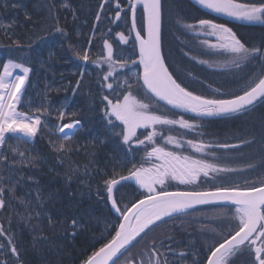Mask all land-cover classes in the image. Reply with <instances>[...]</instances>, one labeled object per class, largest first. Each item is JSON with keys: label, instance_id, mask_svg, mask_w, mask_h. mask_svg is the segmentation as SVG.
<instances>
[{"label": "snow or ice", "instance_id": "obj_1", "mask_svg": "<svg viewBox=\"0 0 264 264\" xmlns=\"http://www.w3.org/2000/svg\"><path fill=\"white\" fill-rule=\"evenodd\" d=\"M7 2L8 0H0L4 7H7ZM197 2L211 12L237 20L259 21L264 24V0H251L246 3L238 0H197ZM141 6L142 24L138 27L136 14ZM60 7L69 8L68 0H63ZM106 8L109 12H115L110 23H117L127 15V9H131L132 24L128 35L124 32H116L115 35L120 43L127 45L132 40V33H135L134 43L138 55L134 52L136 59L132 60L119 58L114 44L105 38L111 35V28L98 37L95 32L88 37L89 46L97 39L103 41L101 53L96 58H93L90 47H83L80 44L68 45L77 59L98 66L107 65L108 70L98 81L102 93L100 112L101 120L104 122L102 125L104 139H100L99 136L93 139L99 140L101 144L114 142V150L119 153L118 157H111L110 168L105 166L103 169L97 168L94 172H90L85 166L84 175L89 178L86 182L90 184L93 180L96 181L97 195L106 205L110 203L111 210L117 214L118 223L108 221L105 224L104 232L96 238V242L104 240L105 234L109 238L99 248H94L90 254L81 259L80 264H117L120 256L160 224L186 215L189 209H194L197 205L217 202L222 204L223 209L215 213L216 217L220 218L219 223L216 227L200 228L201 235L205 237L200 248H195L190 253L189 249L194 248L190 242L177 252L172 249L171 244L179 242L172 241L169 236V248L167 251H162L163 239L158 244L155 238H151L143 254L139 258L131 255L127 258L126 264H181L182 261L187 262L189 254L192 256L191 264H264V134L259 137L252 135L246 139L237 137L236 144L206 143L195 139L185 141L172 135L163 137V145L157 143V138L163 135L162 132L157 131L158 126L160 128L167 126L170 130L171 126L178 125L180 129L191 132L204 127L202 123H196L195 119H185L183 115L179 119L169 118L164 113L171 109H183L185 112L196 114V118H199L248 114L254 111L257 105H264V48L249 46L232 28L226 24L215 23L211 19H200L195 24H182V27L190 30H207L208 35L216 38V43L204 42L208 49L216 50L208 54H226L230 57L223 63H212L203 59L198 61L200 64H207L210 68L222 67L234 70V86L213 87V84L208 83L207 80L200 81L191 71L180 73L171 70L172 64L163 53L161 0H127L124 6L121 0H100L99 8L95 13L97 21L106 15ZM55 11L56 6L53 3L51 18L56 21L53 31L67 39L69 33L59 24ZM73 14L75 18V10ZM12 27L13 25L0 23V31L5 36L11 35L9 29ZM96 27L97 25L94 24L93 29ZM79 35L80 33L77 32V36ZM46 36L50 37L51 34L46 32L44 36L30 38L27 45L16 39L12 41L11 46H8L9 53L16 51L21 54V58L19 62L13 58L7 59L0 70V146H3L9 138L21 140L26 137L30 140L39 135L43 129H49V135L63 134V140L58 145L49 141L52 150L61 155L64 153L70 155L73 151L79 150L78 146L76 148L72 146V135L80 131L83 124L76 118L77 113L67 111L70 107L67 100L63 107L55 109L58 116L54 125L50 121L53 112L52 102L47 100L46 93L44 96L47 106L37 107L32 114L17 110V105L21 104L22 97L31 83L32 69L29 67L31 60L24 49L35 51L34 45L36 47L40 44L46 45ZM54 55L55 53L50 52L49 58ZM191 59L196 60L197 57L192 56ZM129 67H138L139 70L121 80L117 69ZM84 75L85 70L81 67L80 78L76 80L75 87H72L73 93L79 91ZM133 80L134 83L130 82ZM195 82H199L201 87L206 86L210 89L211 95L196 94L194 90H190V84ZM105 89L109 94H103ZM161 102H164L163 108ZM167 106H171V109ZM65 119L70 122L64 123ZM65 129L70 130L72 135L65 133ZM137 129H143L147 135L141 139ZM197 134L207 135L205 132ZM133 144L148 150L141 157L139 164L132 163L131 167L127 168V174H121L130 163L129 154L132 153V159H135L134 153L139 151V148H133ZM168 145H174L176 150H169ZM242 147L248 148L249 151H240ZM188 148L193 150V154H182ZM214 148L225 150L224 154H218L213 150ZM11 150L18 152L22 158L21 163H31L35 159L26 157L18 147H11ZM234 160L247 162L240 167H229L227 163H220V161ZM0 161L8 162L4 155H0ZM77 172L78 169L70 167L67 173L68 180L71 181ZM253 174H255L254 178H249ZM201 177L211 178L213 182L211 186L191 191L166 190L173 181L178 182L179 185L199 188L198 182ZM4 179L0 176V209L6 208L11 203V200L5 199L7 193L27 212V222L46 218L50 227H56L57 221L50 214L35 211L42 206L44 199L39 188L36 189L34 198L30 193L27 194V198L18 197L15 186L4 185L2 183ZM133 181L140 190H143L139 192L140 198L135 199L134 202L130 199L128 203L122 204L121 200L117 199V192L123 184ZM233 206L234 211H231ZM30 209L32 211H29ZM17 215L23 217L22 212L18 211ZM66 227L73 229L72 235H77L84 225L80 223L78 217L73 216ZM37 229L40 230L39 238H45L39 223L32 230L35 232ZM0 238H3L0 241V255L4 256V259H0V264H9L7 258L9 255L14 257L16 264H23L15 242V234L0 225ZM169 255L174 258L169 259ZM238 257L245 258L239 260Z\"/></svg>", "mask_w": 264, "mask_h": 264}, {"label": "trees", "instance_id": "obj_2", "mask_svg": "<svg viewBox=\"0 0 264 264\" xmlns=\"http://www.w3.org/2000/svg\"><path fill=\"white\" fill-rule=\"evenodd\" d=\"M62 2L63 0H8L7 7L0 3V23L13 25L9 29L10 36H5L0 31V45H3L0 47V70H2L3 63L9 58L20 61V53L16 51L9 53L8 46L12 45L13 40L19 39L27 45L30 38L44 36L46 32L51 34L50 37H45L46 45L40 44L39 47L34 45L35 51L24 49L31 60L29 64L32 69L31 83L22 97L21 104L17 105V110L32 114L37 107L47 106L44 96L46 93L47 100L52 102L53 112L50 117L52 125L57 123L58 112L55 109L63 107L65 100L70 104L67 111L77 113L76 118L80 119L83 124V128L72 135V146L73 148L78 146L79 150L73 151L70 155L67 153L61 155L52 150L49 141L58 145L63 140V136L59 133L49 135V129H43L39 135L30 140L26 137L21 140L9 138L3 146H0V155L6 156L8 160L7 163L0 161V176L5 178L2 183L8 187L15 186L16 196L25 198L29 193L34 198L36 189L39 188L44 199L42 206L36 208L35 211L50 214L57 221L55 228L48 225L46 218L40 221L33 219L31 223L27 222V212L20 207L17 200L12 199L7 193L5 194V199L11 200V203L6 208L0 209V225L15 234V242L23 264H80L81 259L90 254L94 248H99L109 238L105 234L104 240L96 242V238L104 232L105 224L108 221H116V215L112 213L109 204L106 205L103 199L97 195L96 181L93 180L89 184L86 182L89 178L84 175L85 166L90 172H94L97 168L103 169L105 166L110 168L111 157L119 156V153L114 150V142L109 141L101 144L99 140L93 139L96 136L104 139L102 127L104 122L101 120L100 112L102 93L98 81L102 79L108 68L107 65L98 66L77 59L69 50L68 45L80 44L83 47H90L93 58H96L101 53L103 41L97 39L89 46L88 37L92 36L93 32L98 37L111 28V35L105 38L114 44L118 57L129 60L136 59L138 49L133 36L131 42L124 45L118 41L115 35L116 32H124L125 35H128L131 28V9H127V15L117 23H110L115 12H109L107 8L105 9L106 15L102 16L100 21L95 19L100 0H68L69 8H61ZM238 2L246 3L251 0H238ZM53 3L56 6L55 15L58 17L59 24L65 27L69 33L67 39L53 31L56 24V21L51 18ZM121 3L124 6L127 4V0H121ZM161 3L163 6V53L168 57V62L172 64L171 70H177L180 73L191 71L200 81L207 80L208 83L213 84V87L234 86V70L222 67L210 68L207 64L198 62L203 59L212 63H223L230 59L225 54H208L214 51L204 45L205 40L195 33L196 30L182 27V24H195L200 19H211L215 23L226 24L249 46L264 48V24L259 21L237 20L225 15L220 17L201 10L189 0H161ZM13 5L17 6L13 7ZM73 10H75V18ZM142 12L141 6L136 14L138 27L142 24ZM94 24L97 25L95 29H93ZM77 32L80 33L79 36H77ZM50 52L55 53L51 58H49ZM134 52L136 55L133 54ZM184 53H188V55H184ZM192 56L197 59H191ZM81 67L85 70L83 84L78 92L73 93L72 87H75L76 80L80 78ZM138 70V67H129L117 69V72L122 80ZM130 82L134 83V80ZM190 90H194L196 94L211 95V90L206 86L201 87L199 82L191 83ZM103 94H109L107 89L103 91ZM110 98L112 97L110 96ZM161 107L163 108L164 104L161 103ZM168 108L171 109V107ZM164 114L172 119H179L183 115L185 119H195L196 123H202L204 127L191 132L180 129L178 125L171 126L170 130L167 126L164 128L158 126L157 131L163 133L157 138V143L161 145L164 144L163 137L168 135L185 141L195 139L206 143L236 144L238 143L237 137L246 139L252 135L259 137L264 134V105H257L255 110L248 114H234L223 118L210 116L196 118V116L184 114L176 109L166 111ZM63 122L69 123L70 121L65 119ZM200 132H205L207 135L199 136L197 133ZM138 134L143 139L147 132L139 130ZM10 146L18 147L26 157L35 159L31 163H21L22 158L18 152H13ZM167 147L169 150H176L174 145ZM133 148H139V151L134 153L135 159H132V153L129 154L130 163L121 174L126 175L127 168L131 167L132 163L139 164L141 157L148 150L135 144H133ZM213 150L220 155H223L225 151L220 148ZM240 151L248 152L249 149L242 147ZM192 152L193 150L188 148L182 154L191 155ZM93 153L94 155H89ZM197 155L200 156V154ZM246 162V160L220 161L222 164L227 163L229 167H240ZM70 167L78 169L71 181L67 178ZM254 176L255 174L249 178H254ZM8 177L11 178L8 179ZM81 181H85V183H81ZM212 183L211 178L201 177L198 182L199 188L192 185L179 186L170 183L166 190H201L211 186ZM141 191L143 190L127 182L119 188L117 199L121 200L122 204L128 203L130 199L134 202L135 199L140 198L139 192ZM221 210H223L221 205L200 207L187 211L186 215L160 224L146 237L134 244L128 252L120 256L117 264H126L127 258L131 255H136L139 258L151 238H155L158 244L163 239L162 251H167L169 248V236L172 241L179 242L171 244L172 249L177 252L191 242L194 246L189 249L191 253L195 248H200L205 239L199 231L200 228L202 226L216 227L220 218L216 217L215 213ZM18 211L23 213V217L17 215ZM231 211H234V206ZM73 216L78 217L80 223L84 225L77 235H72L73 229L66 227ZM116 222L118 223V221ZM38 223L43 229L45 238H39V229L35 232L32 230ZM2 240L3 238H0V241ZM4 242L6 243V241ZM7 258L9 264H16L14 257L9 255ZM168 258L173 259L174 257L169 255ZM244 258L238 257L239 260ZM0 259H4V256L0 255ZM145 259H147L146 256ZM191 259L192 256L189 254L187 262L182 261L181 264H191Z\"/></svg>", "mask_w": 264, "mask_h": 264}, {"label": "water", "instance_id": "obj_3", "mask_svg": "<svg viewBox=\"0 0 264 264\" xmlns=\"http://www.w3.org/2000/svg\"><path fill=\"white\" fill-rule=\"evenodd\" d=\"M189 1H190L193 5H195L196 7L200 8V9H202V10H207V11H209V12L212 13V14H216V15H218V16H220V17H224L223 14H219V13L211 12L210 10L205 9L202 5H200V4L197 2V0H189ZM131 24H132V14L130 13V26H131ZM132 35H133V37H134V36H135V33H132ZM161 103L164 104V102H161ZM168 107H171V106H168ZM129 183H132V184H134L135 186H137V185L135 184L134 181H133V182H129ZM137 187H138V186H137ZM174 191H177V190H174ZM181 191H183V190H181ZM213 205H221V206H222V204H221L220 202H217L216 204L197 205V206H195L194 209H196V208H200V207H205V206H213ZM109 207H110V209H111L110 203H109ZM190 210H192V209H189L188 211H190ZM111 211H112V213H113L114 215L117 216V214L114 212V210H111Z\"/></svg>", "mask_w": 264, "mask_h": 264}, {"label": "rangeland", "instance_id": "obj_4", "mask_svg": "<svg viewBox=\"0 0 264 264\" xmlns=\"http://www.w3.org/2000/svg\"><path fill=\"white\" fill-rule=\"evenodd\" d=\"M195 33L199 36V37H201V38H203L205 41H207L208 43H216L217 41H216V38L214 37V36H210V35H208V33H207V30H196L195 31ZM214 52L216 51V50H213ZM226 55V54H225ZM139 130H143V129H137V132L139 131ZM65 133H67V134H69V135H72V132L70 131L69 133L68 132H65ZM62 136H63V134H61Z\"/></svg>", "mask_w": 264, "mask_h": 264}, {"label": "flooded vegetation", "instance_id": "obj_5", "mask_svg": "<svg viewBox=\"0 0 264 264\" xmlns=\"http://www.w3.org/2000/svg\"><path fill=\"white\" fill-rule=\"evenodd\" d=\"M179 111L180 112H182V113H184V114H188V115H193V116H196V114H194V113H189V112H185L183 109H179ZM234 115V114H233ZM232 116V115H231ZM210 117H220V118H223V117H228V116H225V115H214V116H210ZM191 150V149H190ZM193 153V152H192ZM148 166V165H147ZM170 183H172V184H177V185H179L178 184V182H176V181H173V182H170ZM179 186H190V185H179ZM180 223H182V222H180ZM188 224L186 223V226H187ZM247 255V254H246Z\"/></svg>", "mask_w": 264, "mask_h": 264}, {"label": "bare ground", "instance_id": "obj_6", "mask_svg": "<svg viewBox=\"0 0 264 264\" xmlns=\"http://www.w3.org/2000/svg\"><path fill=\"white\" fill-rule=\"evenodd\" d=\"M65 132H68V133H69V132H70V130H68V129H65Z\"/></svg>", "mask_w": 264, "mask_h": 264}]
</instances>
